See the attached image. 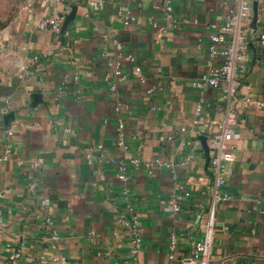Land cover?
<instances>
[{
    "label": "crops",
    "instance_id": "obj_1",
    "mask_svg": "<svg viewBox=\"0 0 264 264\" xmlns=\"http://www.w3.org/2000/svg\"><path fill=\"white\" fill-rule=\"evenodd\" d=\"M14 1L0 32V264H196L217 154L206 132L225 106L220 87L193 82L222 61L235 30L244 70L212 259L264 264V106L246 102L264 104V0H244L232 31L221 29L235 7L225 0ZM73 8L63 39L38 26ZM215 34L224 40L209 58ZM116 60L123 80L109 65ZM116 98L125 110L114 111ZM119 119L128 149L116 143ZM131 158L164 166H128V209L116 164ZM185 193L172 219L169 198ZM132 215L142 230L136 258Z\"/></svg>",
    "mask_w": 264,
    "mask_h": 264
},
{
    "label": "built area",
    "instance_id": "obj_2",
    "mask_svg": "<svg viewBox=\"0 0 264 264\" xmlns=\"http://www.w3.org/2000/svg\"><path fill=\"white\" fill-rule=\"evenodd\" d=\"M44 4L48 5L54 1L61 0H41ZM227 2H232L235 4L232 10L233 15L229 17L224 26L221 28L224 31H232V21L235 18H241L246 12V5L244 0H225ZM100 3V2H98ZM166 11H170L169 5L164 6ZM66 14L64 13H52L46 18H42L38 22V26L41 29H48L58 33L59 39H63L65 34L63 33V23ZM233 42L225 47L221 52L223 58L222 61L209 69L206 75H202L200 79L193 82V85L198 88L204 87L206 84L212 87H220V97L224 103V117L222 120L216 123L215 130L207 131L208 141L215 144L217 148V154L215 157L210 159V164L213 166V185L209 197V202L204 206L202 211L204 222L202 225V234L199 236L198 240L195 242L193 247V257L196 264H213L212 259V244H213V228L215 220V208L217 203L226 201L229 198V194L224 190L225 187V166L224 162L231 161L233 158V153L227 146V141L231 139L233 134L234 125L237 120L236 114L233 112V96L235 95L237 88L240 84L237 76H239L243 70L244 66L241 64L243 58L245 57L244 52L237 48V43L242 39V36L238 34L235 30L233 35ZM224 40L222 34H215L211 36L212 43L208 47V56L212 57L217 53V44ZM115 48L118 52L122 51L123 45L119 40H114ZM129 60L132 59L131 55H127ZM210 63V60H209ZM109 65L114 66V74L121 80L125 79L126 73L121 69L120 60L115 62H109ZM249 106L257 105L258 107H263L262 102H253L250 99H246ZM251 108V107H250ZM126 109V105H123L118 98L114 100V111L120 112ZM203 109L202 100H199L196 104L195 111L200 114ZM116 128V143L122 149H128V143L124 134V124L122 120L117 121ZM171 139V136H160V139ZM132 167H145L149 173H152L154 166L163 167L164 162L160 158H156L153 161H141L138 158H131L128 161L120 160L116 164V174L120 181L122 182V197L127 203L128 209L130 208V188L128 186V166ZM188 195L185 193L183 195L170 196L169 201L171 204L170 217L176 219L180 212L181 200L184 196ZM161 203L164 201L161 200ZM4 212L0 210V221L3 219ZM46 221H49L47 219ZM127 228L130 232V248L129 254L132 258H136L138 253L142 249V230L138 225V218L136 215H132L127 221ZM174 238L172 236L170 240L171 247L174 244Z\"/></svg>",
    "mask_w": 264,
    "mask_h": 264
},
{
    "label": "rangeland",
    "instance_id": "obj_3",
    "mask_svg": "<svg viewBox=\"0 0 264 264\" xmlns=\"http://www.w3.org/2000/svg\"><path fill=\"white\" fill-rule=\"evenodd\" d=\"M15 11L16 2L14 0H0V32L5 29Z\"/></svg>",
    "mask_w": 264,
    "mask_h": 264
},
{
    "label": "water",
    "instance_id": "obj_4",
    "mask_svg": "<svg viewBox=\"0 0 264 264\" xmlns=\"http://www.w3.org/2000/svg\"><path fill=\"white\" fill-rule=\"evenodd\" d=\"M74 8L71 10V12H69L68 14H66L65 19H64V23H63V30L66 28V26L68 25V23L70 22V20L72 19L73 15H74Z\"/></svg>",
    "mask_w": 264,
    "mask_h": 264
}]
</instances>
